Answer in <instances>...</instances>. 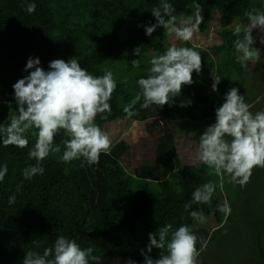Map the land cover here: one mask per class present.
I'll return each mask as SVG.
<instances>
[{"label": "trees", "instance_id": "16d2710c", "mask_svg": "<svg viewBox=\"0 0 264 264\" xmlns=\"http://www.w3.org/2000/svg\"><path fill=\"white\" fill-rule=\"evenodd\" d=\"M167 2L174 6L178 16L194 12V0ZM195 2L202 5V29L207 24V16L216 12L221 41L209 47L187 42L185 47L199 51L202 57L201 72L192 73L194 82L182 85L180 95L171 105L143 109L141 99L134 107L137 115L127 118L123 108L140 92L137 80L147 76L153 53L162 54L166 50V29L159 27L151 36L145 34V27L156 23L151 11L162 0H0V124L15 114L17 105L12 85L28 75L24 69L29 57H38L45 70L52 60L68 61L74 57L94 76H102L105 69L111 70L117 82L109 101L111 113L98 114L97 125L102 128L104 123L126 119L140 124L141 135L148 134L145 130L159 132L154 160L128 171L122 165L131 152L127 134L112 143L110 155L101 153L99 163L90 166L83 158L62 161V141L68 137L60 130L54 137V145H59L61 152L50 153L41 162L43 175L37 174L31 179L24 178L23 170L36 164L28 155L37 139L36 130L27 134L26 148L4 146L0 142V166L6 164L8 169L0 182V264H22L26 252L42 254L61 235L74 239L81 249L91 247L89 260L96 263H104L103 257H112L131 258L136 264H144L143 246L136 243L144 241L145 246L148 234L159 227L170 223L175 230L188 225L199 238L196 247L200 250L205 242L212 244V236L234 218L236 204L230 192L240 191L236 188L231 191L223 185L224 193L219 187V177L209 175V168L197 158L184 163L172 133L160 120L215 123V110L246 73L236 59L234 41L242 38V33L240 37L234 35L235 27L248 23L244 13L253 7L264 11V0ZM29 3L36 4L32 13L26 10ZM137 47H140L139 56L133 52ZM254 47L264 48L257 40ZM133 59L139 64L144 62L145 67L135 71ZM210 77L212 82L213 78H220L218 91L214 93L209 87ZM181 103L186 106L181 107ZM105 115L107 119L102 118ZM150 118L152 124H145ZM209 181L217 184L211 204L192 203L185 210L193 191ZM249 183L246 187L253 185L258 192L257 207L262 218L253 217L246 222V228L252 227L253 231L247 236L248 246L241 261L240 253H231L230 258L224 252H216V256L222 255L223 260H230L232 264H264V191L258 186V177L250 178ZM13 195L15 203L10 205L9 197ZM225 200L231 206L230 215L220 211ZM199 210L206 218L218 222L212 232L190 215L191 211ZM153 250L148 255L156 259L162 250L155 247Z\"/></svg>", "mask_w": 264, "mask_h": 264}, {"label": "clouds", "instance_id": "9594fccd", "mask_svg": "<svg viewBox=\"0 0 264 264\" xmlns=\"http://www.w3.org/2000/svg\"><path fill=\"white\" fill-rule=\"evenodd\" d=\"M193 8L192 15L178 16L174 6L162 0L159 7L152 9L156 23L145 27V34L151 36L162 27L178 40L190 41L204 20L202 5L194 0ZM35 9L36 4L29 3L26 10L32 13ZM244 15L248 23L235 27L234 35L240 37L242 33V38L234 41V47L240 54L236 57L237 61L247 70L249 63L255 65L261 60V50L254 47L256 38L252 30L264 32V11L253 7ZM260 43L264 44V38ZM133 52L139 56L140 47ZM40 64L38 57L28 58L24 69L28 75L12 85L17 105L15 114L8 117L6 123L0 124V142L4 146L21 149L29 144L27 134L30 130H36V142L28 152L29 158L35 159L36 164L23 170L25 179L43 175L41 162L50 153L61 152V147L54 145V137L60 130H64L68 137L62 141L64 150L61 159L65 163L83 158L90 166L98 164L100 154L110 155L112 148L111 138L95 123V119L98 114L111 113L109 101L117 87L113 72L105 69L102 76H94L82 68L74 57L68 61L52 60L48 70ZM131 64L134 68L140 66L137 59H133ZM149 64L147 76L137 80L140 92L123 108L127 118L137 115L134 107L141 99L143 103L140 107L143 109L174 103L182 85L194 82L193 71L197 74L201 72L202 57L191 47L172 44L162 54L154 52ZM219 83L220 78H213V91H218ZM238 92L233 87L225 94L224 102L215 110V123L207 126L199 137L197 159L209 168V175L220 178L221 189L225 176L229 182L245 187L250 182L252 170L255 167L264 168V111H250L252 105ZM180 106L184 107L186 103ZM102 118L107 119V116ZM7 171L6 164L0 166V182ZM216 187L215 182L209 181L196 188L192 200L185 204V210L190 209L192 203L211 204ZM13 203L15 195L9 197V204ZM220 211L225 215L231 214V206L226 200ZM190 215L201 222L206 220L202 210L191 211ZM148 238L146 250H141L144 264H199L198 258L204 250L203 247L197 249L199 238L188 225L173 230L172 224H165L149 233ZM154 247L162 250L156 259L148 255ZM92 252L91 247L81 249L74 239L61 235L42 254L31 250L26 252L22 264H89ZM126 264L136 262L129 259Z\"/></svg>", "mask_w": 264, "mask_h": 264}, {"label": "rangeland", "instance_id": "374dc122", "mask_svg": "<svg viewBox=\"0 0 264 264\" xmlns=\"http://www.w3.org/2000/svg\"><path fill=\"white\" fill-rule=\"evenodd\" d=\"M219 31L220 25L218 15L216 12L212 11L211 17L207 16V24L205 25V28L202 29L199 26V31L194 34L193 38L188 41V43L199 47H209L221 41ZM252 35L257 41H259V43L261 38H264V32H260L259 29H253ZM186 43L187 42L178 40L174 34H169L167 29L165 30L164 44L166 49L172 44L185 47ZM261 45L264 47V44ZM235 54L236 56L240 55L239 53ZM215 60H217V57ZM143 67H145L144 62H142L140 66L135 69V71L141 70ZM212 83V77H210L209 87L214 93L215 91H213L211 87ZM236 88L239 90L238 94L244 96L246 102L252 105L250 111L253 113L257 111H264V48L261 49V60L255 65L250 63L246 73L244 72V79L238 86H236ZM152 121V118H150L144 123L152 124ZM160 123L166 125L168 130L172 133L177 152L179 156L182 157L183 162H193L198 156L199 137L209 125L205 121L201 120H172L169 118H161ZM139 125L140 124L138 122L122 119L104 123L101 128L109 135L112 143L122 137H126L125 134H127V139L131 142V152L130 157L127 156L126 159L123 160L122 165L128 171H131L133 167L138 166L145 161L154 160L153 150L159 132L158 130H154L151 133L145 130V133L148 134L141 135L140 132L142 130L139 128ZM126 160H129V162L127 161V163H124ZM117 174L118 176L120 175L119 172H117ZM252 177H258V186H260L264 191V168L255 167L252 170L251 178ZM223 185L228 187L231 191H234V188H236L237 191H240L238 194L230 192V194H234V202L236 205L233 213L235 216L221 227V231H217L212 236V244L206 243V247L205 243L202 244L204 250L198 258L199 264H232L230 260H223L221 257L222 255L216 256V252H224V254L228 255L230 258L231 253H240L239 260L241 261L248 246L247 236H249V233L253 231L252 227L246 228V222L253 217V219L262 218V215L257 207L259 197L255 186L248 185L247 187H240L238 184L229 182L227 176L224 178ZM222 191L225 193L223 189ZM260 197H262V194ZM197 223L208 229L209 232H212V230L218 226V222L209 217H207L204 222L197 221ZM148 243L149 239L145 241V246L144 241H138L136 245L142 244L143 249L146 250ZM215 244L219 245L218 248L214 247ZM225 249L226 251H224ZM151 252H154V250L152 249ZM103 258L105 259L104 263H96L93 260H89V264H126V261L131 259L112 257Z\"/></svg>", "mask_w": 264, "mask_h": 264}]
</instances>
